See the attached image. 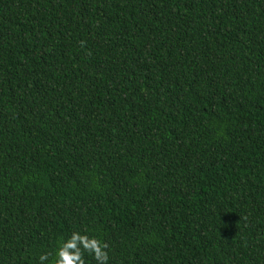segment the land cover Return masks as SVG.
Returning a JSON list of instances; mask_svg holds the SVG:
<instances>
[{
  "label": "trees",
  "instance_id": "1",
  "mask_svg": "<svg viewBox=\"0 0 264 264\" xmlns=\"http://www.w3.org/2000/svg\"><path fill=\"white\" fill-rule=\"evenodd\" d=\"M62 259L264 264V0H0V264Z\"/></svg>",
  "mask_w": 264,
  "mask_h": 264
},
{
  "label": "clouds",
  "instance_id": "2",
  "mask_svg": "<svg viewBox=\"0 0 264 264\" xmlns=\"http://www.w3.org/2000/svg\"><path fill=\"white\" fill-rule=\"evenodd\" d=\"M44 259H46V257H41V260L43 261ZM105 259H106V257H105ZM57 264H67V261L66 260H58L57 261Z\"/></svg>",
  "mask_w": 264,
  "mask_h": 264
}]
</instances>
